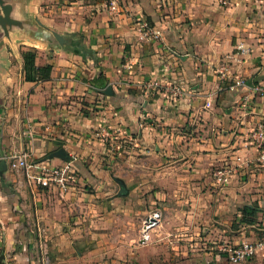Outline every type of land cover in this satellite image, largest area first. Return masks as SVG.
<instances>
[{
	"label": "crops",
	"instance_id": "obj_1",
	"mask_svg": "<svg viewBox=\"0 0 264 264\" xmlns=\"http://www.w3.org/2000/svg\"><path fill=\"white\" fill-rule=\"evenodd\" d=\"M49 1L38 18L35 9ZM15 14L80 40L91 52L65 42L49 56L40 46L48 47L46 42L21 34L22 43L40 44L45 59L37 55L38 66L53 65L50 79L29 81L17 33H0V264L44 263L45 248L52 250L53 264L66 261L65 254L73 264H129L98 254L118 244L101 237L95 207L78 201L77 224H61L63 194L12 173L11 157L24 151L55 165L67 161L54 155L63 148L90 181L97 180L91 175L97 171L110 181L117 164L125 180L122 173L130 167L151 171L153 184L167 187L156 197L169 201L163 206L169 218H182V239L200 225L208 243L214 235L229 237L225 230L246 205L258 209L264 229V166L249 138L264 121V96L232 86L237 77L264 84V0H120L118 12L103 0H20ZM96 64L108 81L102 88L85 81L97 75ZM150 82L158 86L150 89ZM108 85L112 95L99 96ZM120 144V160L102 159L116 155ZM224 164L232 174L222 184L214 173ZM129 196L114 200L123 204ZM205 243L201 253L168 256L164 263L233 264L226 252ZM241 264H264V246Z\"/></svg>",
	"mask_w": 264,
	"mask_h": 264
},
{
	"label": "rangeland",
	"instance_id": "obj_2",
	"mask_svg": "<svg viewBox=\"0 0 264 264\" xmlns=\"http://www.w3.org/2000/svg\"><path fill=\"white\" fill-rule=\"evenodd\" d=\"M103 1L106 4V8L110 10L109 3L105 0ZM50 2L51 1L47 2L46 4L40 3V5L35 9V12L38 13V18H40L42 13L47 11L46 5ZM34 23L35 24H31V26L28 25L27 27L37 28V24L40 23V21L36 22V20H34ZM6 25L9 27L8 31L10 33H17L19 36H17L16 40V50L18 55L19 52L22 53V50L26 46L33 47V45L22 43V38L20 35L25 33L21 29L12 27L7 22ZM0 33L5 36V30L3 29L2 25L0 26ZM40 46L43 48V53L45 54L47 52V54L50 56L49 50L54 47H46L45 45ZM35 48H37V55H39L41 61H44L45 55L38 53L40 48L37 46ZM18 65L20 66L19 62L16 60L17 68ZM108 95L112 94H107L105 91H102L99 94L101 97H107ZM120 149L123 148H117V154H114L113 157L103 154L102 159L104 161L108 160L109 158L112 160H120V158L125 155V153L120 152ZM14 159V157H11V160ZM75 166L77 169L75 190L72 192V196L69 198L66 197V194L61 196L62 198L61 201H59V207L57 211V220H59L61 224H66L69 226L77 224L75 222L77 220L75 214L78 210V201H81L82 203L86 202V204H90L91 206L95 207L94 211L96 213L94 216L96 219H98V221L101 220L97 226L99 228H103L102 230L104 231V234H102L101 237L104 240L107 239L108 243L113 242V244H118V246L113 249H109V247L99 249L98 254H105L107 258H120L122 261L127 259L126 261H128L129 264H138L137 258L139 257L141 258L142 262L146 264H148V262L153 263V261H155L154 264H165L164 262L168 261V256L176 259V257L181 256H192L194 252H203L204 248L206 247L205 242H207L209 245L216 246L215 250L222 252L219 248L220 246L225 245V243H234V241L237 239L253 240L256 238H261L264 240L263 225L258 218L255 219L256 221L253 223V225L252 223L242 221L240 218H236L234 223L231 224V227L225 230V233L229 237L225 238L220 235H214L212 238H210L212 240L210 243H208V240L206 239L207 233L204 232V225H200L197 231L192 230V237L189 236L190 238L188 239H182L180 235H178L180 231L177 229L180 226V222H182V218H169L168 212H166L163 207L165 203L169 204V201L164 199L159 200V198L156 197V193L158 194L160 189L167 190V187L157 185V183L153 184L154 179H152L151 171L144 170V173L142 174V170L130 167L128 170H125L122 173V176L126 178L125 180L123 177H120L121 169L120 165L117 164L111 169L112 176L111 178L109 176L110 181L104 179L105 173L100 171H97L96 174L92 173L91 175L93 178H97V180L90 181L87 177H85L84 172L76 164ZM13 172L17 174V178L26 179V175L23 170L13 169L12 173ZM127 180H130V185H127ZM11 185L13 186L12 183ZM122 186L128 187L126 192H128L130 195L129 197H124L125 199L123 204L114 200V196H119L122 194L120 192ZM83 192L86 193L84 194L83 199H78V196L83 194ZM87 207L89 206L87 205ZM84 208L86 207L84 206ZM158 210H162L163 212L162 224L157 226L154 230H151L152 236L148 241H146V243H141L140 238L142 236V226L144 219L147 215ZM122 231L124 232L123 234H121ZM70 235L73 236L71 232L68 234V236L70 237ZM168 238L175 239L178 244L182 245L181 248L174 249ZM84 251V255H87L88 250ZM44 252V263L41 264H53L52 250L50 248H45ZM64 257L66 258V261H63L62 264H73L71 260L67 261V258L71 257L70 254H65ZM49 258H52V260H49ZM83 261L84 260H82V262ZM0 262L2 261L0 260ZM83 264H89V262L86 261L83 262Z\"/></svg>",
	"mask_w": 264,
	"mask_h": 264
},
{
	"label": "built area",
	"instance_id": "obj_3",
	"mask_svg": "<svg viewBox=\"0 0 264 264\" xmlns=\"http://www.w3.org/2000/svg\"><path fill=\"white\" fill-rule=\"evenodd\" d=\"M109 3V9L111 12H118L120 9V0H105ZM222 3L227 4L229 0H220ZM144 27H149L148 23H144ZM148 31V29L146 30ZM153 34L156 36L158 31L153 30ZM239 48L245 51V47L242 44ZM234 85H241L246 87V90L254 95L264 96V84L249 83L244 77H237ZM158 86L157 82H150L147 87L155 89ZM250 142L256 146L258 155L257 161L264 166V121L260 120L253 129L249 132ZM123 147L121 144L118 148ZM10 160V166L12 169L23 170L29 181V183L37 188H44L49 190H55L61 194L67 193L75 185L77 180V169L72 160L64 161L61 164H51L44 158H34L29 152H21L19 155H13ZM215 176L219 183H225L228 181L232 174V168L224 164L215 170ZM162 211L158 210L146 216L142 226L141 242H146L151 238V230L156 228L162 221ZM2 228L0 224V235ZM264 240L261 238L241 239L234 243H225L220 246L222 252H226L228 259L233 264H241L252 257H254L258 251L263 248Z\"/></svg>",
	"mask_w": 264,
	"mask_h": 264
},
{
	"label": "water",
	"instance_id": "obj_4",
	"mask_svg": "<svg viewBox=\"0 0 264 264\" xmlns=\"http://www.w3.org/2000/svg\"><path fill=\"white\" fill-rule=\"evenodd\" d=\"M17 1L20 0H0V26L2 25L3 29L5 30V37L10 38L11 36V33L8 31L9 27H7L6 25L7 22L10 26L21 29L25 34H28L36 39L42 40L46 42L49 46L57 47L59 44H63L66 42L75 45L81 51L80 47L77 44H74L72 40H70V38H67L59 32L50 31L44 28L42 25H37V28L27 27L28 25L31 26V24L35 23L29 18H18L15 16V5ZM3 42V40L0 41V47L2 46ZM39 45H34L33 47ZM103 91H105V93L107 94H112V85H108ZM54 155L60 156L66 160L70 159V156L63 148L57 150ZM126 191V187L122 186L120 192L124 193Z\"/></svg>",
	"mask_w": 264,
	"mask_h": 264
},
{
	"label": "trees",
	"instance_id": "obj_5",
	"mask_svg": "<svg viewBox=\"0 0 264 264\" xmlns=\"http://www.w3.org/2000/svg\"><path fill=\"white\" fill-rule=\"evenodd\" d=\"M74 44H77L81 51L85 53H90L91 50L80 40H72ZM22 55L24 57V70H25V78L29 81H39V80H47L51 78V73L53 69V65L51 63L45 66H38L36 63L37 57V48L26 46L22 50ZM96 68L98 70L97 75L92 77H86L85 81L90 83L91 85L102 88L105 87L108 83L107 80L102 79L103 72L99 69V65L96 64ZM258 209L255 206L246 205L242 208V214L239 217L242 221H246L248 223H255V219L257 218ZM251 218V219H249Z\"/></svg>",
	"mask_w": 264,
	"mask_h": 264
},
{
	"label": "bare ground",
	"instance_id": "obj_6",
	"mask_svg": "<svg viewBox=\"0 0 264 264\" xmlns=\"http://www.w3.org/2000/svg\"><path fill=\"white\" fill-rule=\"evenodd\" d=\"M30 42V41H29Z\"/></svg>",
	"mask_w": 264,
	"mask_h": 264
}]
</instances>
